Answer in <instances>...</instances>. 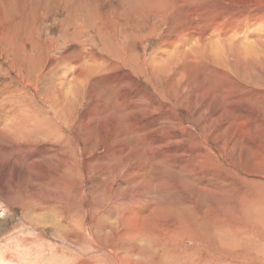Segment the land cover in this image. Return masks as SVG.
I'll return each instance as SVG.
<instances>
[{
  "label": "rangeland",
  "instance_id": "374dc122",
  "mask_svg": "<svg viewBox=\"0 0 264 264\" xmlns=\"http://www.w3.org/2000/svg\"><path fill=\"white\" fill-rule=\"evenodd\" d=\"M0 2V264H264V49L191 40L207 7L264 43V0Z\"/></svg>",
  "mask_w": 264,
  "mask_h": 264
},
{
  "label": "bare ground",
  "instance_id": "6f19581e",
  "mask_svg": "<svg viewBox=\"0 0 264 264\" xmlns=\"http://www.w3.org/2000/svg\"><path fill=\"white\" fill-rule=\"evenodd\" d=\"M1 3V2H0ZM17 4V3H16ZM204 12H205V17L208 18L207 20L209 22H207L205 25V27L203 28V30L200 32V34H191V37L193 36V38L191 40L194 39V37L198 38L197 41L199 40V42H202V45L204 47L203 49V54H204V60L209 64V63H213L214 66L217 65L219 70L222 71L223 73H227V75H231L232 73L237 75L239 71V68H243L246 64H250L249 61H244L245 57L243 55V53L248 52V40L252 39V42H250V46H249V54H250V58L255 56L258 58V54L255 53V47L256 46L254 44V38H256L255 40L256 43L259 45H262L261 47H263L264 49V43L261 42L260 39V33H255L252 30H250V27H247L245 29L239 28L237 26H235V23L238 22L239 20H241V18L239 16H234V17H230L228 13H226V16L220 17V18H213L210 16V9L207 7H204ZM247 19V18H246ZM252 20V19H251ZM250 20V21H251ZM257 20V19H256ZM253 21V20H252ZM242 22V21H241ZM239 22V23H241ZM255 22V20L253 21ZM237 24V23H236ZM248 24V23H247ZM241 25V24H240ZM250 25V24H248ZM256 25V24H255ZM245 26V25H244ZM253 28V25H252ZM255 28V27H254ZM256 29V28H255ZM257 32V31H256ZM209 37H213L216 40L213 42L211 41V43H209V45H207L208 43L206 42V40H210ZM205 44V45H204ZM201 45V44H200ZM242 46V48L245 50H240V47ZM207 47L211 48L210 51L207 50ZM253 49V50H252ZM264 53V52H263ZM254 55V56H253ZM242 56V57H240ZM246 56V58L248 57ZM168 59V57H167ZM243 59V60H242ZM256 59V58H255ZM259 59V58H258ZM248 60V59H247ZM243 62V63H242ZM253 64V63H251ZM254 65V64H253ZM217 66H215L214 68L216 69ZM248 66V65H247ZM185 68H187L188 70L192 71L195 67L193 64L190 65V63L185 66ZM249 69V66H248ZM195 70V69H194ZM196 71V70H195ZM68 72V71H67ZM193 73H195L194 71H192ZM241 73V72H240ZM66 75V74H65ZM246 76V75H245ZM252 76V75H251ZM256 77V76H255ZM246 79V78H245ZM255 79V78H254ZM250 80V79H249ZM262 81V80H261ZM254 82V81H253ZM259 82V81H258ZM260 84V83H259ZM228 88V86H227ZM204 89V88H202ZM205 93V92H204ZM206 96H210V102L215 100L213 97H216V95H210V92L208 90H206ZM231 115V114H230ZM12 117V115H11ZM236 122V121H235ZM237 127V126H236ZM236 129V128H234ZM206 142V141H205ZM207 143V142H206ZM205 146V144H204ZM208 146V144H207ZM203 148V146H202ZM217 150V149H216ZM219 151V150H217ZM216 151L214 153V150L211 149L210 147L207 148L205 146V152L200 155V160L197 161L198 163L200 162H205L206 160L209 161L210 163H214L216 164L218 161L216 160ZM224 155V154H223ZM226 155V154H225ZM224 155V156H225ZM199 159V157H197ZM230 163V162H229ZM231 166L235 165V166H239L240 168H244L242 165H236V163L232 162L230 164ZM247 168V167H246ZM234 169V168H233ZM250 170V169H249ZM231 171V170H230ZM247 171V169H246ZM234 172V171H233ZM231 172V173H233ZM240 172V170L238 171ZM243 172V171H242ZM245 172V171H244ZM241 173V174H244ZM236 173V172H235ZM248 173V172H247ZM240 175V174H239ZM235 176V175H234ZM247 181H245L246 183ZM260 193L264 194V190H259ZM258 192V193H259ZM257 193V192H256ZM257 195V194H256ZM255 195V196H256ZM257 197V196H256ZM255 197V198H256ZM260 197V196H259ZM258 199V198H257ZM262 199V198H261ZM264 202V201H263ZM254 204V203H253ZM258 205V203H257ZM250 206V205H249ZM253 206V205H252ZM255 206V205H254ZM253 206V207H254ZM251 209V208H250ZM256 209V208H255ZM250 211V210H249ZM244 212V211H243ZM247 212V211H246ZM256 212V211H255ZM242 213V212H241ZM252 214V213H251ZM251 214L249 213L248 215L251 216ZM242 215V214H241ZM247 215V214H246ZM259 215V213H258ZM133 216V215H132ZM135 216V214H134ZM254 216V214H253ZM256 216V215H255ZM248 218V217H247ZM245 218V220L247 219ZM253 218V217H252ZM251 218V219H252ZM255 219V218H254ZM258 219V218H257ZM130 220V219H129ZM244 220V221H245ZM250 220V217L249 219ZM242 220V222H244ZM251 221V220H250ZM130 222V221H129ZM131 223V222H130ZM132 224V223H131ZM221 224V223H220ZM244 224V223H243ZM247 225H249V223H246ZM245 224V225H246ZM219 225V223L217 224V226ZM244 225V226H245ZM246 225V226H247ZM132 227L134 225H131ZM224 226V225H223ZM210 227V226H209ZM243 227V226H242ZM249 227V226H248ZM208 228V227H207ZM239 228V227H238ZM209 229V228H208ZM227 229V226H226ZM207 231V229H205ZM213 230V229H212ZM224 230V229H223ZM229 230V229H228ZM249 228L247 229V232ZM216 231L220 232L219 228H216ZM215 232V231H214ZM225 232V231H224ZM216 234V232H215ZM218 234V233H217ZM228 234V233H226ZM232 234V232H231ZM241 233H238L237 235L240 236ZM238 236H232L234 237H238ZM216 237V236H214ZM243 238H247V236H242ZM232 238V240L229 243V248H225V244L222 240L221 237H219L217 235V240L219 239V242L217 243V246L215 247L213 244H211V241H207L206 240V248L207 251L205 253L210 254L211 252V258L212 260L205 262L208 264H211L213 262V264H249L248 262V258L247 257H243L240 256L238 254H236V248L233 247L234 245V239ZM205 240H203L204 242ZM216 243V242H215ZM236 244V243H235ZM179 245V243L177 244ZM246 248H247V244H246ZM169 251L174 250V248H168ZM254 251V250H253ZM247 256H249V254L247 253Z\"/></svg>",
  "mask_w": 264,
  "mask_h": 264
}]
</instances>
